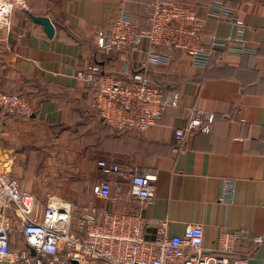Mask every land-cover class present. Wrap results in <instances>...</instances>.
<instances>
[{"label": "crops", "instance_id": "1", "mask_svg": "<svg viewBox=\"0 0 264 264\" xmlns=\"http://www.w3.org/2000/svg\"><path fill=\"white\" fill-rule=\"evenodd\" d=\"M151 1L25 0L14 11L12 31L0 40V90L24 94L32 109L19 114L0 106V160L41 207L51 196L73 203L75 221L83 205L110 211L138 206L95 197L100 180H111L112 193H127L130 183L107 175L99 161L155 173L147 217L168 219L169 235L201 224L204 253L226 255L232 264H264V0H173L205 19L210 62L198 67L189 55L163 49L171 62L150 65L148 75L153 84L180 92L179 107H169L145 131L119 128L102 116L94 90L75 74L94 63L115 77L137 69L146 52L108 54L97 37L121 10L143 25ZM29 13L48 16L54 36ZM210 37H241L252 50H226ZM197 109L214 114L211 130L188 134L185 150L177 152L175 130ZM14 228L12 249L28 248L18 220ZM226 232L244 236L220 250ZM155 237L156 227L148 228L146 238Z\"/></svg>", "mask_w": 264, "mask_h": 264}, {"label": "built area", "instance_id": "2", "mask_svg": "<svg viewBox=\"0 0 264 264\" xmlns=\"http://www.w3.org/2000/svg\"><path fill=\"white\" fill-rule=\"evenodd\" d=\"M25 0H0V40H7L13 27L12 15L24 7ZM148 21H132L121 10L106 33H99L97 47L105 53L132 49L143 52L138 69L127 68L121 77L106 75L100 64L79 70L75 76L94 90L102 116L119 128L136 127L145 131L157 124L169 107H179V91L151 84L150 65H169L171 56L163 49L189 55L198 67L210 62L205 19L186 3L152 0L145 6ZM242 23V21H237ZM212 44L226 50L251 51L241 37H210ZM149 47L145 49L144 44ZM130 77V79H127ZM0 106L10 113L31 112L29 99L22 93L0 90ZM214 114L194 110L184 126L175 130V151L183 152L188 134L209 132ZM107 175L130 179L128 192L112 193L110 179L93 186L95 197L116 202L138 203L123 211L83 205L77 224L75 206L69 201L49 197L41 207L35 195L22 191L18 179L0 160V260L7 264H232L226 255L203 251V226L189 224L183 235H169L168 219H153L144 214L156 193L157 175L140 172L130 165L99 161ZM14 220L20 223L28 248L12 249ZM77 225V226H76ZM156 227V237L146 238V231ZM241 232L221 234L219 249L229 250ZM257 238L256 242H261ZM32 249L35 253H32Z\"/></svg>", "mask_w": 264, "mask_h": 264}, {"label": "water", "instance_id": "3", "mask_svg": "<svg viewBox=\"0 0 264 264\" xmlns=\"http://www.w3.org/2000/svg\"><path fill=\"white\" fill-rule=\"evenodd\" d=\"M32 19H34L36 22L44 26V29L46 33L52 37L55 34V26L52 23L51 19L48 16L45 15H35L33 13H29ZM32 253H35V250L32 249ZM0 264H7L5 262H2L0 260ZM71 264H79L78 260H73Z\"/></svg>", "mask_w": 264, "mask_h": 264}, {"label": "trees", "instance_id": "4", "mask_svg": "<svg viewBox=\"0 0 264 264\" xmlns=\"http://www.w3.org/2000/svg\"><path fill=\"white\" fill-rule=\"evenodd\" d=\"M165 51L173 52V51L168 50V49H165ZM137 69H138V68H137ZM137 69L133 70L132 72L136 71ZM151 84L154 85V86H160V87H163V88H164L163 85H157V84L155 85V84H153L152 82H151Z\"/></svg>", "mask_w": 264, "mask_h": 264}]
</instances>
